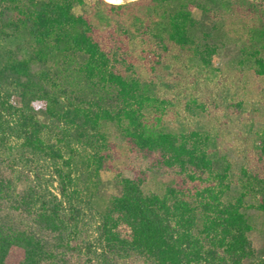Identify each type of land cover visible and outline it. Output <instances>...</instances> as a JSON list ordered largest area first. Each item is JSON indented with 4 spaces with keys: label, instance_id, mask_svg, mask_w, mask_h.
Listing matches in <instances>:
<instances>
[{
    "label": "trees",
    "instance_id": "obj_1",
    "mask_svg": "<svg viewBox=\"0 0 264 264\" xmlns=\"http://www.w3.org/2000/svg\"><path fill=\"white\" fill-rule=\"evenodd\" d=\"M84 5L0 0V264H264V129L235 169L169 131L158 92L169 58L208 68L231 48L264 76V0Z\"/></svg>",
    "mask_w": 264,
    "mask_h": 264
},
{
    "label": "rangeland",
    "instance_id": "obj_2",
    "mask_svg": "<svg viewBox=\"0 0 264 264\" xmlns=\"http://www.w3.org/2000/svg\"><path fill=\"white\" fill-rule=\"evenodd\" d=\"M94 1L85 0L84 6H75L73 11L82 13ZM127 1L133 0L121 3ZM237 59V51L232 48L219 51L208 68L182 67L169 58L168 72L161 77L158 88L159 95L169 103L165 117L168 130L208 135L211 150L231 161L235 169L250 161L264 129V76L237 66ZM108 131L113 141L122 143L113 126ZM9 155L6 150L0 160ZM31 166L43 182L57 191L52 162L39 157ZM100 178L107 193H118L114 172L101 171ZM153 186L152 181L148 188ZM254 241L260 254H264V236L258 234Z\"/></svg>",
    "mask_w": 264,
    "mask_h": 264
},
{
    "label": "bare ground",
    "instance_id": "obj_3",
    "mask_svg": "<svg viewBox=\"0 0 264 264\" xmlns=\"http://www.w3.org/2000/svg\"><path fill=\"white\" fill-rule=\"evenodd\" d=\"M105 2L107 3H110V4H119L121 3L123 0H104Z\"/></svg>",
    "mask_w": 264,
    "mask_h": 264
}]
</instances>
